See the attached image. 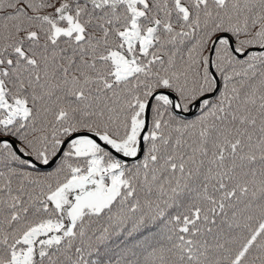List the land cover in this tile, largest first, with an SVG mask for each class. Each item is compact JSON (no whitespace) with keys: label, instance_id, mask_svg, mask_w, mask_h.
I'll list each match as a JSON object with an SVG mask.
<instances>
[{"label":"snow or ice","instance_id":"6c2138e0","mask_svg":"<svg viewBox=\"0 0 264 264\" xmlns=\"http://www.w3.org/2000/svg\"><path fill=\"white\" fill-rule=\"evenodd\" d=\"M0 264H264V0H0Z\"/></svg>","mask_w":264,"mask_h":264}]
</instances>
